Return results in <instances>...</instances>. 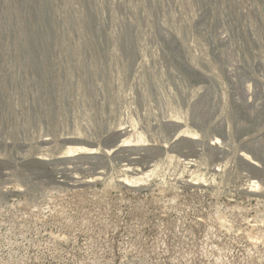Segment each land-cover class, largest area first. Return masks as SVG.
Here are the masks:
<instances>
[{"label":"rangeland","instance_id":"1","mask_svg":"<svg viewBox=\"0 0 264 264\" xmlns=\"http://www.w3.org/2000/svg\"><path fill=\"white\" fill-rule=\"evenodd\" d=\"M0 264H264V0H0Z\"/></svg>","mask_w":264,"mask_h":264}]
</instances>
